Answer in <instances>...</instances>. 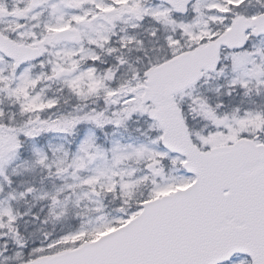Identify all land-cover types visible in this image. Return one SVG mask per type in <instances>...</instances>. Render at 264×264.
I'll use <instances>...</instances> for the list:
<instances>
[{"label": "snow or ice", "instance_id": "1", "mask_svg": "<svg viewBox=\"0 0 264 264\" xmlns=\"http://www.w3.org/2000/svg\"><path fill=\"white\" fill-rule=\"evenodd\" d=\"M0 264H264V0H0Z\"/></svg>", "mask_w": 264, "mask_h": 264}]
</instances>
